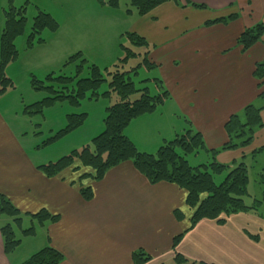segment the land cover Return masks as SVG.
<instances>
[{"label":"crops","instance_id":"0c3cea01","mask_svg":"<svg viewBox=\"0 0 264 264\" xmlns=\"http://www.w3.org/2000/svg\"><path fill=\"white\" fill-rule=\"evenodd\" d=\"M230 16L235 18L209 23ZM263 16L264 0H168L136 16L130 32L146 42L147 47L141 48L153 66L150 71L156 73L152 80L168 93L154 112L134 119L138 121L131 122L133 128L129 130L130 123L124 130L138 151L147 153L138 134L153 140L154 132L161 145L187 130L199 133L209 150L227 141L225 123L256 104L260 92L253 71L264 60V35L245 52L238 38ZM260 118L264 124V105ZM26 136L0 110V194L23 215L19 228L11 218L0 219V225L11 224L15 235L19 231L22 237L19 247L5 255L0 235V264L24 262L15 256L24 241L32 246L31 255L53 248L63 257L60 264H133L131 255L137 250L150 257L146 264H172V240L181 234L175 250L195 264H264V220L253 214L230 215L223 225L203 220L190 229L186 193L178 186L150 184L131 162L110 169L97 182L79 179L88 169L69 168L47 178L37 169L42 164L26 151L22 142ZM262 147L264 127L248 148L222 152L216 160L223 165L237 163ZM80 187H91L90 201L82 199ZM42 210L56 220L44 225L33 222L29 215ZM175 210L181 212V220L174 217ZM26 223L34 227L33 236L22 235Z\"/></svg>","mask_w":264,"mask_h":264},{"label":"trees","instance_id":"16d2710c","mask_svg":"<svg viewBox=\"0 0 264 264\" xmlns=\"http://www.w3.org/2000/svg\"><path fill=\"white\" fill-rule=\"evenodd\" d=\"M26 0L20 8L10 7L4 15L5 22L0 36V95L7 88L12 87V81L5 77L4 70L7 65L12 63L17 57V50L14 41L22 36L26 28L25 9L29 5ZM121 0H107L106 4L111 8H117ZM128 7L136 12L138 16H144L153 9L166 3L168 0H127ZM177 2V0H173ZM101 4H104L99 0ZM193 7L203 9V5H194ZM235 16L228 19H221L211 23L233 20ZM58 24L51 15L39 11L32 19L30 33L27 37V45L31 48L34 39L44 31H56ZM264 35V16L258 24L245 29L238 38V45L245 52L256 44ZM126 38L132 46L147 47L146 42L134 33L126 34ZM39 42L42 40L39 38ZM38 42V43H39ZM125 51V57L120 63L126 64L128 59L134 56V53L121 47ZM70 57L67 62H71L74 57ZM143 66L149 71L152 64L147 59V53L141 65L132 68L131 71H120L116 69L110 76L108 91L102 95L109 97L111 93L118 97V102L106 108V115L103 119V131L92 139L91 145L84 146L80 151H72L69 155L58 159L47 165H41L37 169L47 178L59 175L64 170L72 168L73 170L88 169V173H82L79 179H90L91 181H100L107 171L118 166L123 162H131L134 169L140 173L150 184L166 182L174 184L183 189L186 193L185 205L191 211L190 229L203 220L214 221L218 225L225 223V218L238 213H251L254 216L264 220L260 213V208L264 204V176L260 175V185L262 186V195L258 200L248 194V166L245 157L239 163L223 165L217 162L216 156L222 152L233 151L246 148L251 145L257 131L264 127L261 121L260 113L264 105V91L257 96L256 104H249L243 108L239 114L232 115L224 125L227 141L219 148L209 150L206 148L201 135L192 130H187L183 134L176 136L172 141L165 142L154 154L143 153L137 150L135 145L125 136L124 130L136 118L150 114L156 108L164 103L168 98V93L163 91L158 85L157 80L152 81L157 86L159 92L151 96L148 88L137 89L132 80V75H137V69ZM81 69V67L79 68ZM79 69L77 73H79ZM91 76L87 79H80L76 83V88L67 93H56L51 88V92L59 94L53 98H47L43 102L33 105L32 110L38 109L41 112L42 107L53 105L55 101L68 99L71 103L79 105V101L85 97L86 93L92 92V97H98L97 90L106 80L96 66H91ZM51 79L50 76L47 77ZM253 78L257 82L258 90L264 87V60L254 66ZM65 84H68L73 78L58 77ZM149 81V80H145ZM139 94L138 98L132 100V97ZM30 115L35 114L30 110ZM85 114L69 115V124L61 130L51 140H55L62 135L69 133L72 129L78 127L84 120ZM264 151V147L252 152L250 157L254 159L257 153ZM204 152L210 157V162L198 166H191L187 157L189 155H198ZM225 174L219 184H216L214 177ZM80 196L85 201H90L93 197L91 187H80ZM246 198L250 203H246ZM173 215L181 220L182 214L175 210ZM33 222L44 225L47 222H54L57 217L51 216L45 210L34 215H29ZM2 217L11 218L16 227H20L23 215L0 194V219ZM34 227L23 230V236H33ZM0 235L2 238L3 253L9 255L19 247L21 241L16 237L11 224L0 225ZM248 235V234H247ZM248 237L253 241H258V236ZM182 238V234L172 240V250L174 258L172 264H195L176 252V247ZM62 255L51 247H45L32 254L21 264H60ZM133 264H146L150 257L142 250H137L131 255Z\"/></svg>","mask_w":264,"mask_h":264},{"label":"rangeland","instance_id":"374dc122","mask_svg":"<svg viewBox=\"0 0 264 264\" xmlns=\"http://www.w3.org/2000/svg\"><path fill=\"white\" fill-rule=\"evenodd\" d=\"M25 1L0 0V36L4 27L5 13L10 7H22ZM38 1H29L25 14L27 19L25 32L14 41L18 55L4 70L5 77L12 81V87L7 88L0 95V110L5 111L9 122L18 133H27L22 142L30 157L36 163L47 165L69 155L72 151H80L84 146H90L92 139L103 131L106 108L119 100L113 93L109 97L102 95L109 89L110 76L107 73H113L116 69L131 71L132 68L141 65L144 50L132 46L126 38V34L132 33L130 27L137 18L135 11L128 12L131 9L127 0H121L117 8L109 7L106 4L107 0H101L104 4L99 0ZM38 7L52 16L58 28L54 32L44 30L34 39L30 48L27 45V37L31 30L32 19L40 11ZM39 38L42 42L38 41ZM121 47L128 48L134 53L126 64L120 63L125 57V51ZM77 54L79 56L67 62L70 57ZM91 66H96L106 80L97 90L98 97H92V92H88L79 101V105L66 99L55 101L50 106L44 105L40 113H37L38 109L32 110L34 104L59 95L51 92V89L56 93H67L64 87H67L69 92L76 88L78 80L90 78ZM140 67L137 69V75L131 76L135 87L137 89L146 87L149 94L154 96L156 89L152 78H157L156 73L147 71L143 66ZM78 69L79 73H77ZM48 76L51 79H48ZM58 77L73 78V80L65 84L62 79H57ZM262 91L264 87L260 90ZM138 96L139 94L134 95L132 100ZM30 110L35 114L30 115ZM79 114H85V117L78 127L51 140L69 124V115ZM137 121H133V125ZM147 124L149 125V122ZM133 125L131 123L129 130ZM156 137L158 134L156 135L155 132L153 140L151 137L146 138L138 134V138L147 144L139 141L138 143L143 145V149L148 154H154L161 145L160 140H154ZM186 159L194 167L210 162L209 155L203 152L189 155ZM245 162L246 165L248 164V194L259 200L262 195L259 177L264 176V151L257 153L254 159L250 156L246 157ZM224 176L225 174L215 176V183L219 184ZM245 200L246 203L250 202L248 198ZM260 213L264 216V204L260 208ZM27 227L29 228L30 225L27 226L26 223L24 228ZM16 237L21 240L19 231H16ZM27 242L22 243L15 255L21 261L31 255L28 252L32 246L29 247Z\"/></svg>","mask_w":264,"mask_h":264}]
</instances>
